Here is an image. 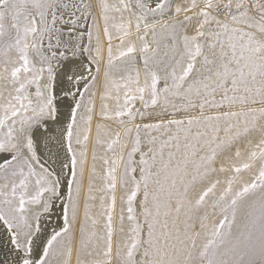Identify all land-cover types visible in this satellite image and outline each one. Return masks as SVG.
<instances>
[{"label":"snow or ice","instance_id":"6c2138e0","mask_svg":"<svg viewBox=\"0 0 264 264\" xmlns=\"http://www.w3.org/2000/svg\"><path fill=\"white\" fill-rule=\"evenodd\" d=\"M0 264H264V0H0Z\"/></svg>","mask_w":264,"mask_h":264}]
</instances>
